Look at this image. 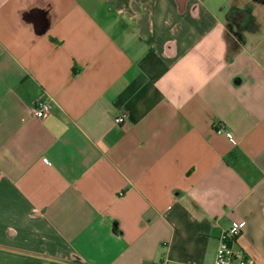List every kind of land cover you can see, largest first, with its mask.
Segmentation results:
<instances>
[{"label": "crops", "instance_id": "obj_1", "mask_svg": "<svg viewBox=\"0 0 264 264\" xmlns=\"http://www.w3.org/2000/svg\"><path fill=\"white\" fill-rule=\"evenodd\" d=\"M237 221L264 264V0H0V264H213Z\"/></svg>", "mask_w": 264, "mask_h": 264}, {"label": "built area", "instance_id": "obj_2", "mask_svg": "<svg viewBox=\"0 0 264 264\" xmlns=\"http://www.w3.org/2000/svg\"><path fill=\"white\" fill-rule=\"evenodd\" d=\"M53 105L48 98L41 97L31 106V114L37 118H44L51 113ZM115 122L123 124L128 116L125 112L118 114ZM230 137L232 138L231 134ZM245 227V221L233 222L222 231L218 240L215 261L213 264H249L246 251L238 245V238Z\"/></svg>", "mask_w": 264, "mask_h": 264}, {"label": "trees", "instance_id": "obj_3", "mask_svg": "<svg viewBox=\"0 0 264 264\" xmlns=\"http://www.w3.org/2000/svg\"><path fill=\"white\" fill-rule=\"evenodd\" d=\"M245 13H248V11L233 6L229 11V23L231 24V26L236 23L239 19H242ZM236 35H238V33Z\"/></svg>", "mask_w": 264, "mask_h": 264}, {"label": "rangeland", "instance_id": "obj_4", "mask_svg": "<svg viewBox=\"0 0 264 264\" xmlns=\"http://www.w3.org/2000/svg\"><path fill=\"white\" fill-rule=\"evenodd\" d=\"M231 33L237 34V33H236V29H235V27H232V26H231Z\"/></svg>", "mask_w": 264, "mask_h": 264}]
</instances>
